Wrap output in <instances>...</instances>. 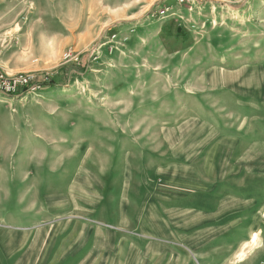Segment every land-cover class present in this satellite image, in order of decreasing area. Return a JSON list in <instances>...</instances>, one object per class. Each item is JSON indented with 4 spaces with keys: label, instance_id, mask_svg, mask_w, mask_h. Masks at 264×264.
I'll return each mask as SVG.
<instances>
[{
    "label": "rangeland",
    "instance_id": "obj_1",
    "mask_svg": "<svg viewBox=\"0 0 264 264\" xmlns=\"http://www.w3.org/2000/svg\"><path fill=\"white\" fill-rule=\"evenodd\" d=\"M0 69V264H264V0H0Z\"/></svg>",
    "mask_w": 264,
    "mask_h": 264
},
{
    "label": "built area",
    "instance_id": "obj_2",
    "mask_svg": "<svg viewBox=\"0 0 264 264\" xmlns=\"http://www.w3.org/2000/svg\"><path fill=\"white\" fill-rule=\"evenodd\" d=\"M70 55L65 54V58L69 59ZM36 80L34 76L27 74H17L9 76L0 69V92L7 95H15L19 91L27 86H30L29 89H32ZM40 87V86H36Z\"/></svg>",
    "mask_w": 264,
    "mask_h": 264
},
{
    "label": "trees",
    "instance_id": "obj_3",
    "mask_svg": "<svg viewBox=\"0 0 264 264\" xmlns=\"http://www.w3.org/2000/svg\"><path fill=\"white\" fill-rule=\"evenodd\" d=\"M51 82H53L52 79H50L49 82H44V81H41L40 79L38 80V83L41 85V88H42V89H43V88H44V89L49 88V87L52 85ZM29 88H30V86H27V87L21 89V90L19 91V93L26 92V91L29 90Z\"/></svg>",
    "mask_w": 264,
    "mask_h": 264
},
{
    "label": "bare ground",
    "instance_id": "obj_4",
    "mask_svg": "<svg viewBox=\"0 0 264 264\" xmlns=\"http://www.w3.org/2000/svg\"><path fill=\"white\" fill-rule=\"evenodd\" d=\"M259 237H254V239H253V241H252V243H253V245H257L258 244V242H259ZM251 244V243H250ZM245 255V253L243 252V253H241V255H240V257H242V256H244ZM243 258V257H242Z\"/></svg>",
    "mask_w": 264,
    "mask_h": 264
},
{
    "label": "crops",
    "instance_id": "obj_5",
    "mask_svg": "<svg viewBox=\"0 0 264 264\" xmlns=\"http://www.w3.org/2000/svg\"><path fill=\"white\" fill-rule=\"evenodd\" d=\"M254 234V233H253ZM257 234H259V233H257ZM253 236V235H252ZM261 238V237H260Z\"/></svg>",
    "mask_w": 264,
    "mask_h": 264
}]
</instances>
